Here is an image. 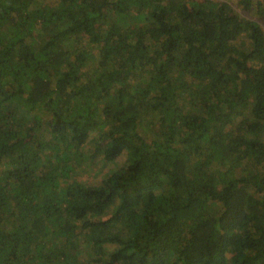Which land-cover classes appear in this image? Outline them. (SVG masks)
<instances>
[{"label":"trees","instance_id":"obj_1","mask_svg":"<svg viewBox=\"0 0 264 264\" xmlns=\"http://www.w3.org/2000/svg\"><path fill=\"white\" fill-rule=\"evenodd\" d=\"M258 16L0 0V264H264Z\"/></svg>","mask_w":264,"mask_h":264},{"label":"rangeland","instance_id":"obj_2","mask_svg":"<svg viewBox=\"0 0 264 264\" xmlns=\"http://www.w3.org/2000/svg\"><path fill=\"white\" fill-rule=\"evenodd\" d=\"M214 2H222L225 1L231 6H234L237 0H213ZM262 3H264V0H260ZM255 20L259 22V24L264 28V18L258 16L254 17ZM123 158H118L116 160L117 164L122 163ZM115 162L107 163V164H99L97 165L93 170L89 171V168H87L84 172H82V181L88 180L90 183H95V175L97 174H104L106 172H109L110 170H113L115 168Z\"/></svg>","mask_w":264,"mask_h":264}]
</instances>
